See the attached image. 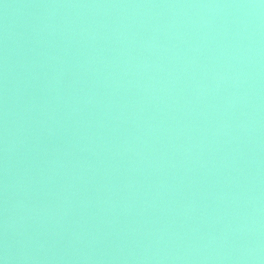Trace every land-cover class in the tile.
<instances>
[{
	"label": "water",
	"instance_id": "water-1",
	"mask_svg": "<svg viewBox=\"0 0 264 264\" xmlns=\"http://www.w3.org/2000/svg\"><path fill=\"white\" fill-rule=\"evenodd\" d=\"M0 264H264V0H0Z\"/></svg>",
	"mask_w": 264,
	"mask_h": 264
}]
</instances>
